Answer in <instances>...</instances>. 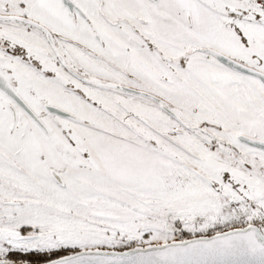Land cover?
<instances>
[{"label": "snow or ice", "instance_id": "snow-or-ice-1", "mask_svg": "<svg viewBox=\"0 0 264 264\" xmlns=\"http://www.w3.org/2000/svg\"><path fill=\"white\" fill-rule=\"evenodd\" d=\"M0 264H264V0H0Z\"/></svg>", "mask_w": 264, "mask_h": 264}]
</instances>
